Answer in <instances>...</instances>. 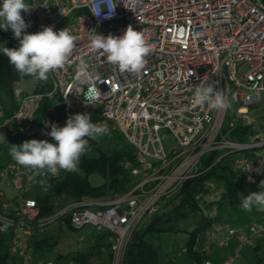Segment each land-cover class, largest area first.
Returning <instances> with one entry per match:
<instances>
[{"label": "built area", "instance_id": "2783aa9c", "mask_svg": "<svg viewBox=\"0 0 264 264\" xmlns=\"http://www.w3.org/2000/svg\"><path fill=\"white\" fill-rule=\"evenodd\" d=\"M25 3L31 8L21 12L30 24L26 33L46 26L57 32L68 28L77 37V47L70 63L49 74L47 90L24 93L10 114L0 105V143L18 137L50 139V125L62 123L64 110L88 113L95 118L93 123L121 132L135 153L130 172L142 179L111 199L84 198L49 217H39L36 200L24 195L32 189L33 173L11 156L5 165L0 160V222H11V253L26 262L35 225L38 229L57 221L73 228L94 225L106 231L107 246L98 247L105 257L101 260L96 254L89 255L90 264H123L138 221L155 212L158 201L173 194L184 180L204 172L207 154L243 152L241 158L233 160V167L246 183L257 182L264 172V120L256 122L251 114L264 102V0H118L110 19L93 15L91 0ZM129 25L142 31L151 45L139 75L119 72L90 46V38L97 33L122 36ZM8 32L13 34L11 29ZM81 62L87 75L78 73ZM245 65L249 68L243 74ZM202 82L214 83L225 91L236 105L234 119L227 116L228 110L192 103L195 87ZM44 101L46 105L38 111ZM258 117L264 119V115ZM239 126L247 132L239 139L231 137V131ZM166 133L173 136L174 144L164 148ZM220 158L216 156L214 161ZM3 183L13 187L16 205L4 198ZM123 202L129 209L122 208ZM94 205L101 207L92 208ZM247 228L213 222L206 230L204 251L211 243L224 246L235 239L238 254L252 238L264 240V221H253ZM77 240L82 245L83 237ZM207 262L232 264L233 258L220 263L204 259L201 264Z\"/></svg>", "mask_w": 264, "mask_h": 264}, {"label": "trees", "instance_id": "16d2710c", "mask_svg": "<svg viewBox=\"0 0 264 264\" xmlns=\"http://www.w3.org/2000/svg\"><path fill=\"white\" fill-rule=\"evenodd\" d=\"M0 40H2L0 38ZM18 48L19 40L10 38L3 40L0 50L3 47ZM23 78L16 72L8 58L0 51V100L5 114H10L17 105L14 97V83ZM48 89V82L35 80V86L31 92L45 91ZM46 105L44 101L43 107ZM40 113V112H39ZM70 111H63V121L59 125L63 127L70 115ZM92 122L95 118L91 116ZM40 122L39 116L37 123ZM247 128L239 126L237 130L231 131L230 135L239 137L245 134ZM241 139V138H240ZM50 143L55 141L50 137ZM13 141H8V150ZM89 150L81 157L78 171L66 173L61 171L59 176L53 178L51 186L44 193H31L39 208V217H49L74 201L90 199H111L127 192L133 183H130V165H134L135 153L131 148L122 150H103L99 142L90 141ZM216 156H221L214 161ZM126 162L129 165H126ZM233 158L230 153L212 152L204 157L202 168L204 172L195 177L184 180L179 189L171 194V199L164 209L157 208L155 212L148 215L147 222L140 228L135 227L130 235L126 246L123 264H159L158 252L151 243L147 242L145 236L151 233L163 231H185L188 238L183 244L181 256L184 259L192 260L195 264H201L206 259L201 252L195 250L196 231H204L215 222L217 209L224 203L233 205L241 203L239 194L247 195L249 192L258 191L259 183L264 180V172H260L255 184L246 183L243 176L232 166ZM97 172L103 182L97 185L91 184L88 180L90 173ZM99 208L100 205L92 206ZM215 212L214 215L212 213ZM255 214H262L264 211L252 210ZM69 224V223H68ZM3 224L0 222V226ZM13 236L11 227L6 232L0 231V264H15L14 254L10 251V243ZM107 232L100 230L95 235V242L85 249L75 251L70 258L80 264H90L89 255L96 254L101 260L105 252L98 247L107 246ZM40 243V240L36 241Z\"/></svg>", "mask_w": 264, "mask_h": 264}, {"label": "clouds", "instance_id": "9594fccd", "mask_svg": "<svg viewBox=\"0 0 264 264\" xmlns=\"http://www.w3.org/2000/svg\"><path fill=\"white\" fill-rule=\"evenodd\" d=\"M118 0H91V13L96 17L110 19L115 14ZM105 5V7H102ZM31 8L25 0H2L0 3V29L12 30L14 38L19 40L18 48L3 47V55L21 78L28 76L41 82H47L49 74L62 69L70 63L77 47V37L68 28L54 31L51 26L43 27L42 31L28 34L26 29L30 24L23 19L21 12H29ZM90 46L106 57V62L119 72L139 75L145 68L146 57L151 51V45L145 39L142 31H136L129 25L122 36L109 34L107 37L96 34L90 38ZM80 75H87L86 65L81 62L78 69ZM192 103L217 111H227L232 106V100L223 89L214 83H200L195 87ZM48 135L55 141L31 139L20 146L11 144L9 154L20 166L40 177L39 185L47 191L51 186L47 183L49 177H57L60 172L74 173L78 171L81 157L89 150L90 141H95L104 135H110L107 124L93 123L88 113L70 115L63 127L50 125ZM259 191L239 194L240 207L251 212L253 208L264 211V180H261ZM11 226L6 221L0 226V231L6 232ZM210 264V262H207Z\"/></svg>", "mask_w": 264, "mask_h": 264}, {"label": "rangeland", "instance_id": "374dc122", "mask_svg": "<svg viewBox=\"0 0 264 264\" xmlns=\"http://www.w3.org/2000/svg\"><path fill=\"white\" fill-rule=\"evenodd\" d=\"M1 1V0H0ZM73 17L72 19H74ZM102 29V25L98 31ZM13 34L8 31H0V44L5 41V39L12 37ZM248 66H243L241 68L242 73L248 70ZM35 86V79L32 77H27L22 80H18L14 83V97L19 100L24 93L31 92ZM1 105V100H0ZM236 105L232 103L231 108L227 111V116L231 119L235 111ZM231 114V115H230ZM264 115V102L259 104L257 110L253 111L251 114L256 118V122H260L264 119L259 118V115ZM2 118L0 117V121ZM110 129V135H104L99 137L96 141L99 142L103 150H122L131 148L127 140L122 136L121 132L118 130ZM164 132H162L163 134ZM27 139L23 137H18V139H12L13 143L20 146ZM174 138L171 134L166 133L165 137L162 138V144L164 148L169 145L174 144ZM151 150V149H150ZM243 152H236L232 154V158L239 159L243 156ZM10 158L8 147L6 143H0V160L5 165L8 163ZM233 166V164H232ZM130 183L139 181L142 179L141 175L134 176L130 173ZM40 177H35L32 182V189L29 193L24 194L29 196L31 193H44V189L37 182ZM88 180L91 184L97 185L103 182L102 176L93 172L88 176ZM1 189L4 193V198L10 201V205H16L18 203L17 197H14L15 191L13 187L3 183ZM260 190V189H259ZM258 190V191H259ZM171 199V195H166L162 197L156 207L159 209H164L167 207L168 201ZM122 208L125 210L129 209L126 202L121 203ZM255 209V208H253ZM216 222L227 223L233 227H242L247 230L249 223L253 221H264V213L255 214L252 211H243L238 204L229 205L222 204L217 209ZM148 215L142 217L136 224L137 228L143 226L147 220ZM33 231L31 241L29 242V248L26 250L27 260L19 255H14L15 264H45L48 261H53L55 264H66V261L72 260L70 256L77 249H85L87 246L91 245L95 241V235L99 233V228L94 225H84L80 228H73L68 223H60L53 221L47 223L43 227H39ZM83 237L82 245L79 244L78 238ZM188 238V233L185 231H163L159 233H151L145 236L147 242L151 243L158 252L159 264H195L192 260L184 259L181 254L183 251V244ZM253 242L251 244L244 245L240 248L239 253L236 254L234 248L232 247L233 242L227 245H219V243L214 242L204 251L205 246V233L204 231H196V243L195 250L201 252L204 257L210 260L216 259H226L228 257L233 258L232 264H264V240H257L252 238ZM36 240H40V243H36ZM236 243V242H235ZM38 244V246H35ZM237 245V243H236ZM231 253L232 255H227ZM75 264H80L79 262H74Z\"/></svg>", "mask_w": 264, "mask_h": 264}, {"label": "crops", "instance_id": "0c3cea01", "mask_svg": "<svg viewBox=\"0 0 264 264\" xmlns=\"http://www.w3.org/2000/svg\"><path fill=\"white\" fill-rule=\"evenodd\" d=\"M12 144H14V145H16L15 143H13L12 142ZM9 186V185H8ZM39 229V228H38ZM30 237H32V236H30ZM31 241V238H30V240H29V242ZM36 241H38V240H36ZM35 241V242H36ZM95 242V241H94ZM231 242H233V245H232V247L234 248V247H236V240L235 239H232L231 240ZM36 243H39V242H36ZM92 245V244H91ZM35 246H38V244H36ZM88 247V246H87ZM234 250H235V248H234ZM227 255H232L231 253H229V254H227ZM206 259H209V258H207V257H205ZM223 260H225V259H223V258H221V259H216V260H212L214 263H220V262H222Z\"/></svg>", "mask_w": 264, "mask_h": 264}]
</instances>
